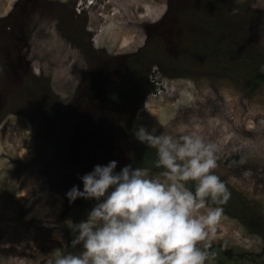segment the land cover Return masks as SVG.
<instances>
[{"label": "rangeland", "instance_id": "1", "mask_svg": "<svg viewBox=\"0 0 264 264\" xmlns=\"http://www.w3.org/2000/svg\"><path fill=\"white\" fill-rule=\"evenodd\" d=\"M91 1L0 0V264H47L54 249L70 244L69 222L86 219L95 204L77 199L70 205L65 196L73 185L82 190L78 177L88 173L89 151L94 166L116 160L119 171L132 157L141 159L146 146L132 133L139 124L174 137L195 132L218 144L214 172L231 198L205 242L248 257L229 260L215 252L213 264H264V83L246 89L206 68H191L194 60L186 74L156 36L163 19L172 30L198 27L214 20L219 4L264 12V0H101L96 7ZM251 36L264 51V26ZM128 55L151 56L147 75L117 77L119 86L137 85L140 95L95 115L94 130L100 131L93 140L78 131L72 158L82 163L58 173L50 148L62 132L58 113L72 125L78 106L72 102L90 78V64L95 72ZM159 62L171 64L162 70ZM241 157L246 164H232ZM139 165L163 179L154 163ZM248 169L252 175L245 177Z\"/></svg>", "mask_w": 264, "mask_h": 264}, {"label": "clouds", "instance_id": "2", "mask_svg": "<svg viewBox=\"0 0 264 264\" xmlns=\"http://www.w3.org/2000/svg\"><path fill=\"white\" fill-rule=\"evenodd\" d=\"M99 1L91 2L96 7ZM259 70L264 72V65ZM132 133L155 150L163 179L132 164L117 171L116 160L79 176L83 188L73 185L66 192L69 204L77 199L95 204L86 219L69 222L70 244L54 249L47 264H213L216 253L205 241L215 233L222 205L231 198L214 172L218 144L195 132L174 137L143 124L134 125ZM246 163L245 157L232 161Z\"/></svg>", "mask_w": 264, "mask_h": 264}, {"label": "trees", "instance_id": "3", "mask_svg": "<svg viewBox=\"0 0 264 264\" xmlns=\"http://www.w3.org/2000/svg\"><path fill=\"white\" fill-rule=\"evenodd\" d=\"M214 13V20L208 25L199 23L198 27L194 24L176 30H172L170 25L166 24L167 18L163 19L159 23V32L156 35L159 41L158 44L163 47L165 54L171 53L173 57L172 63H180L177 68H183L182 70L186 74L188 72L187 69L191 66L187 63L194 60L195 62L191 68H196L197 70L206 68L214 76L229 78L232 81L237 80L246 89L256 90L264 83V72L259 70L260 66L264 65V51L252 39L251 34L257 27L264 26V12L252 11L242 6L237 10H232L229 5L219 4L218 7H215ZM221 19L224 20L220 21ZM134 56L128 55L113 59L111 63L103 64L95 72L93 63L90 64L89 71L93 70V73L89 72V80L85 83L83 82L77 100L72 102V107L76 103L78 105L74 112L76 114L73 124L65 122L62 113H58L60 120H57L56 123L60 124L59 128L62 132L57 134L50 147L58 173H64L63 171L67 169L69 163L76 168L82 163L72 158L74 153L72 144L78 131L79 136H83V133H86L85 138L93 140L100 131L98 128L97 131L94 130L93 121L95 115H102L106 111V107L113 108L140 95V89L137 85L129 82L127 85L119 86L118 83L120 81H117L118 76H121V80L125 78L126 80L131 79V74L135 72L141 73V75L148 74V70L146 72L147 60L151 56L143 55L139 59ZM152 58L157 59L158 57L152 56ZM136 61H138L139 64L136 63L138 65L135 64ZM169 64L171 63L169 62L164 66L159 62L158 66L160 69L165 70L169 68ZM118 112L120 115L124 111L120 107ZM55 118L56 116L52 117V119ZM80 127L81 129L87 127V131H82ZM102 129L103 127H101V134ZM93 147H95L94 141ZM141 147V159L132 157L128 164H132L133 167H139V163L141 164L142 160H148L149 163L155 164L157 159L155 151ZM89 152L90 161H87V159L84 161L88 164V172L93 169L95 163V155L92 151ZM87 155L89 156L88 153ZM125 165L127 164L125 163ZM83 171L81 170V172ZM190 188L194 189V186L191 184ZM208 250L222 253L229 260L248 257L246 254L236 255L233 250L221 245H212ZM262 252L264 253V249Z\"/></svg>", "mask_w": 264, "mask_h": 264}, {"label": "flooded vegetation", "instance_id": "4", "mask_svg": "<svg viewBox=\"0 0 264 264\" xmlns=\"http://www.w3.org/2000/svg\"><path fill=\"white\" fill-rule=\"evenodd\" d=\"M77 17V16H76ZM86 30V32L90 35V37H91V39H92V36H93V33H92V31H91V29L90 28H86L85 29ZM79 47L81 48V45H79ZM79 48V49H80ZM93 48V47H92ZM96 47L94 46V49H95ZM97 49V48H96Z\"/></svg>", "mask_w": 264, "mask_h": 264}]
</instances>
